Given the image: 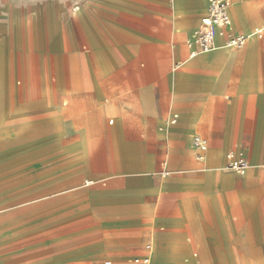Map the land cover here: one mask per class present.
Listing matches in <instances>:
<instances>
[{"label": "crops", "instance_id": "0c3cea01", "mask_svg": "<svg viewBox=\"0 0 264 264\" xmlns=\"http://www.w3.org/2000/svg\"><path fill=\"white\" fill-rule=\"evenodd\" d=\"M208 1L0 0V59L22 46L24 15L55 77L29 108L62 143L45 240L7 247V264H264V0L231 1L244 47L217 35L191 57Z\"/></svg>", "mask_w": 264, "mask_h": 264}, {"label": "rangeland", "instance_id": "374dc122", "mask_svg": "<svg viewBox=\"0 0 264 264\" xmlns=\"http://www.w3.org/2000/svg\"><path fill=\"white\" fill-rule=\"evenodd\" d=\"M16 17L22 46L0 59V264H7V247H38L45 240L39 232L48 223L45 211L54 208L42 201L53 192L47 171L62 144L46 110L29 108L44 89L53 96L55 77L29 49L25 16Z\"/></svg>", "mask_w": 264, "mask_h": 264}, {"label": "built area", "instance_id": "2783aa9c", "mask_svg": "<svg viewBox=\"0 0 264 264\" xmlns=\"http://www.w3.org/2000/svg\"><path fill=\"white\" fill-rule=\"evenodd\" d=\"M231 1L232 0L208 1L206 16L202 18L200 27L196 29L187 40V46L190 49L191 57L213 49L217 35L225 37L226 47L240 49L247 44L249 35L237 34L233 31L232 20L229 15ZM263 30V28L258 29L256 32L261 36ZM171 122L175 123L176 120L173 119ZM192 146L197 152L196 157L198 161H203L207 150L206 140L200 135H195L192 139ZM227 157L228 164L226 168L238 175H244L250 167V163L247 159L234 152L228 153ZM144 262L148 263L149 259H145Z\"/></svg>", "mask_w": 264, "mask_h": 264}, {"label": "bare ground", "instance_id": "6f19581e", "mask_svg": "<svg viewBox=\"0 0 264 264\" xmlns=\"http://www.w3.org/2000/svg\"><path fill=\"white\" fill-rule=\"evenodd\" d=\"M217 39V38H216Z\"/></svg>", "mask_w": 264, "mask_h": 264}]
</instances>
